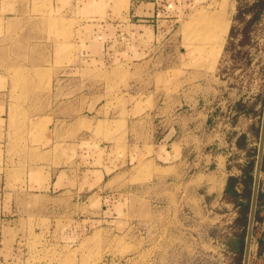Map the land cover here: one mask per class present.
Wrapping results in <instances>:
<instances>
[{
	"label": "crops",
	"instance_id": "obj_1",
	"mask_svg": "<svg viewBox=\"0 0 264 264\" xmlns=\"http://www.w3.org/2000/svg\"><path fill=\"white\" fill-rule=\"evenodd\" d=\"M174 1L186 8L191 0H136L124 20H100L93 47H102L104 59L96 65L104 64L106 78L79 75L69 95L57 89L34 93L30 65H17L13 52L15 34L30 35L32 27L0 26V261L8 244L18 250L21 235L11 239L9 233L20 217L38 218L32 217L38 210L50 219L57 213L71 217L75 227V205L99 199L104 207L117 206L120 217L135 209L127 224L137 231V264H147L146 257L159 264L161 226L167 264H178L188 236L177 235L175 227L193 220L176 216L179 207L202 211L212 196L234 207L225 193L229 178L241 175L248 162L241 153L256 138L264 68L257 67L249 90L229 80L224 69L231 62L230 25L213 67L207 55H198L202 47L192 55L185 47L178 52ZM29 11L17 0H0V19L26 20ZM18 45L30 50L31 37ZM36 119L41 121H34V135ZM242 135L246 148L238 145Z\"/></svg>",
	"mask_w": 264,
	"mask_h": 264
},
{
	"label": "rangeland",
	"instance_id": "obj_2",
	"mask_svg": "<svg viewBox=\"0 0 264 264\" xmlns=\"http://www.w3.org/2000/svg\"><path fill=\"white\" fill-rule=\"evenodd\" d=\"M87 1L17 0L20 5L30 8V16L21 21L13 17H11L12 20L0 19V26L29 24L32 27L30 35L15 34L17 46L13 52H15L17 65L21 62L30 65L31 89L34 93L41 91L50 94L57 89L69 95L75 91V77L79 75L83 78L89 76L106 78L107 71L105 70V75L103 72L106 68L104 64L96 65L104 59L102 47L96 46L97 49L93 47L98 39L97 24L107 17L124 20L125 13L136 7V0L134 2L101 0L100 3H94L92 6H89ZM218 1H225L227 6L220 10L217 6ZM255 1L257 0H191L186 8L181 7L177 1L172 2L170 9L178 13L174 22L177 51L185 47L190 52L192 50V55V53L195 54L194 49L202 47V50H196L198 55L202 54V58L207 55L210 58V47L214 45V42L204 40V35L197 30V26L200 14L216 12L219 14L216 18L218 23L222 25L228 22L233 28L231 38L229 33L228 53L227 56L225 55L227 61L231 59V62L224 71L235 86L249 90L256 78L254 72L258 70L257 67L264 68V10L260 19L248 23L253 13L251 6ZM245 27L249 30L246 36L243 35ZM10 36L14 38L13 34ZM29 36L32 47L30 50L22 51L18 41H23L24 37L27 39ZM21 53L26 54L24 56ZM253 61L254 65L249 67ZM120 65L117 63L115 68ZM83 88L82 84L81 89ZM263 110L262 106V115L258 123L259 133L254 139L253 146L249 147L251 154L248 156L247 153H241L240 155V158L254 159L255 163ZM38 120L32 122V134L36 129L34 121H41ZM255 163L251 173L252 178L249 180L250 203ZM259 191H261L260 187ZM206 201L211 204L203 205L202 211H189L187 206L184 208L182 205L179 207L181 211H176V216L184 217L185 215L193 218L192 223L175 227L177 235L188 236L186 237L188 239L186 256L182 260L177 257V263L243 264L250 204L247 221L239 224L237 221L239 211L230 203L225 205V201L214 196ZM105 207L100 205L99 199L93 205H75V227H72L74 223L71 217L63 219L57 213L50 219L45 218L38 210L32 216L39 215L38 218L26 220L23 216L20 217L13 232L9 233L11 239L21 235L20 239L17 238L19 243L15 245L18 250L15 249L13 253L11 243L8 244L5 248V259L0 261V264H137L135 256L137 231L133 224H131L132 228L127 224V217L136 216L135 209L133 208L129 215L120 217L117 206L113 209L110 205ZM235 217L237 219L234 223ZM256 221H259L258 225ZM263 221L264 207L261 208V219L255 220L249 264H264V244L259 246V240L264 235ZM160 228L162 229L160 234L165 235V242L159 247L163 255L160 257L159 264H167L166 226ZM180 244L184 245V243ZM259 248L262 249L261 253L258 251ZM147 259V264H155L151 258L146 257L144 261Z\"/></svg>",
	"mask_w": 264,
	"mask_h": 264
},
{
	"label": "trees",
	"instance_id": "obj_3",
	"mask_svg": "<svg viewBox=\"0 0 264 264\" xmlns=\"http://www.w3.org/2000/svg\"><path fill=\"white\" fill-rule=\"evenodd\" d=\"M253 9H256L257 11H254ZM251 10L253 11L251 18L248 23H252L256 21L257 19H260L262 16V12L264 10V0H257L255 1L252 6ZM240 13V11H239ZM247 27L243 30V35L246 36L248 34ZM233 34V28L230 30V36ZM251 61V60H248ZM259 133V127L257 128L255 134L258 136ZM246 136L242 135L239 138L238 145L241 148H246V142H245ZM247 155L249 156L251 154V148L247 150ZM255 160L250 159L247 162V164L240 169L242 170L241 175L239 176H232L229 178V183L226 189L225 193V199L233 202L235 206L238 208L239 211V217L237 221L240 223H245L247 221V215H248V209H249V180H251V173L253 171ZM264 168V164H263ZM264 201V194L259 191L258 195V204H257V212H256V218L255 220L261 219V205H263ZM264 244V235L259 240V246H262ZM259 253L262 252V249L259 248Z\"/></svg>",
	"mask_w": 264,
	"mask_h": 264
},
{
	"label": "bare ground",
	"instance_id": "obj_4",
	"mask_svg": "<svg viewBox=\"0 0 264 264\" xmlns=\"http://www.w3.org/2000/svg\"><path fill=\"white\" fill-rule=\"evenodd\" d=\"M218 8L223 10L227 5L225 1H218ZM219 14L216 12H211L208 14H200L199 25L197 26L199 32H201L204 37L203 39L208 42H214L210 47V60L212 61V66L217 62V59L223 49L225 42V35L229 30V23L225 22L222 25L217 22L216 18Z\"/></svg>",
	"mask_w": 264,
	"mask_h": 264
},
{
	"label": "water",
	"instance_id": "obj_5",
	"mask_svg": "<svg viewBox=\"0 0 264 264\" xmlns=\"http://www.w3.org/2000/svg\"><path fill=\"white\" fill-rule=\"evenodd\" d=\"M263 159H264V110H263L262 123H261V129H260L258 153H257L255 169H254L253 191H252V198H251V203H250V212H249L248 229H247L246 241H245L243 264H249L254 224H255V218H256V212H257L258 195H259L261 171L263 167Z\"/></svg>",
	"mask_w": 264,
	"mask_h": 264
},
{
	"label": "built area",
	"instance_id": "obj_6",
	"mask_svg": "<svg viewBox=\"0 0 264 264\" xmlns=\"http://www.w3.org/2000/svg\"><path fill=\"white\" fill-rule=\"evenodd\" d=\"M260 190L264 193V183L260 184ZM264 207V205H262ZM259 224V221H256V225ZM263 225H264V221H263Z\"/></svg>",
	"mask_w": 264,
	"mask_h": 264
},
{
	"label": "flooded vegetation",
	"instance_id": "obj_7",
	"mask_svg": "<svg viewBox=\"0 0 264 264\" xmlns=\"http://www.w3.org/2000/svg\"><path fill=\"white\" fill-rule=\"evenodd\" d=\"M234 208L237 209V211H238V208L235 205H234ZM236 219H237V217H235L234 223L236 222Z\"/></svg>",
	"mask_w": 264,
	"mask_h": 264
}]
</instances>
